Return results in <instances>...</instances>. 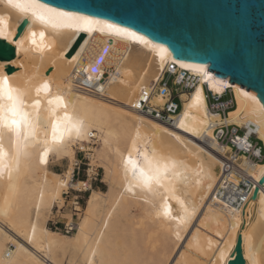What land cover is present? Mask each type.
Here are the masks:
<instances>
[{
    "label": "bare ground",
    "instance_id": "1",
    "mask_svg": "<svg viewBox=\"0 0 264 264\" xmlns=\"http://www.w3.org/2000/svg\"><path fill=\"white\" fill-rule=\"evenodd\" d=\"M0 14L8 18L11 34L6 40L16 47L14 59H0V74L8 75L12 84L21 88H34L48 80L53 92L59 90L76 104L100 142V147L96 148L91 144L94 138L90 136L73 140L63 150L50 152L46 164L39 160L42 146L29 147V157L21 161L18 194L11 198L9 214L0 216V264H89V261L94 264H224L218 261L217 249L224 247L223 241H231V259L239 234L242 235L246 264H253L250 256L257 264L264 262V204L261 203L264 182L260 184L264 161L254 169L259 181L258 193L250 197L244 210H237L213 195L221 173L222 160L218 154L221 148L204 138L213 135L211 125L244 127L249 121L255 125L256 137L264 143V107L257 95L211 71L215 80L224 81V86L203 79L199 74L181 68V63L173 64V56L161 66L159 58L149 48L107 34L85 35L76 52L67 56L78 36L70 42V33L49 32V40L54 41L50 51L25 52L17 47L16 41L25 36L29 25L15 39L24 18L3 5H0ZM33 27L39 30V25ZM108 44L123 53L120 75L108 84L103 95L80 89L72 79L75 65L87 53L94 56L92 64L99 54L102 55L103 46ZM24 47L30 45L26 43ZM73 56L77 59L73 60ZM171 64L177 79L196 81L190 92L180 93L182 109L172 124L144 114L133 106L137 103L141 106L144 92L153 105H162L166 101L167 98L155 89ZM10 66L12 71H8ZM206 86L215 94H223L227 88L232 91L236 106L226 118L210 111ZM197 91L200 93L198 103L195 102ZM243 91L255 96L259 103L242 95ZM181 121L184 127H180ZM134 138L141 150L155 148L180 163L178 171L181 175L172 181V186L189 211L195 210L187 224L156 218L151 205L144 202L148 198L145 194L137 191L134 195L125 191L121 154H127ZM78 146L91 151L92 166L103 168V182L107 183L108 190L91 188L77 230L68 235L50 229L47 222L55 204L64 202L62 194L74 171ZM55 158L58 162L70 161L63 174L50 169ZM13 175L15 178L16 174ZM75 185L79 187L80 183ZM8 195L5 178L0 180V206H5ZM156 202L159 206V198ZM171 203L173 215H176L179 206L175 199ZM33 225L36 233L33 243H29ZM97 240H101L98 250ZM209 240L212 241L211 247ZM13 241L18 247L12 249L9 245ZM93 250H97L95 257L92 256Z\"/></svg>",
    "mask_w": 264,
    "mask_h": 264
},
{
    "label": "snow or ice",
    "instance_id": "2",
    "mask_svg": "<svg viewBox=\"0 0 264 264\" xmlns=\"http://www.w3.org/2000/svg\"><path fill=\"white\" fill-rule=\"evenodd\" d=\"M0 5L15 11L28 23V32L19 41H16L17 47L25 52L44 53L46 50L50 51L54 41L49 40V32L54 34L70 33V42H73V37H77L81 33L89 37L95 33H100L123 37L134 44L149 48L159 58L161 66L172 56L168 47L163 44L153 43L147 36L131 27H124L111 19L100 18L102 13L87 7L65 10L62 6H51L44 0H0ZM185 7L189 6L186 5ZM213 7L215 6H199V11L186 16L187 23L201 27L212 36L223 35L226 31L230 32L231 22L229 20L217 19L210 11L205 10ZM236 15L245 21L244 27L247 28V16L246 13L241 12L239 3L236 5ZM177 22L184 21L177 20ZM35 25H39L38 31L34 30L33 26ZM8 28V18L0 14V37L7 39V35L11 34ZM261 28L264 30V18H262ZM26 43L30 45L29 48L24 47ZM61 55H63V51H61ZM72 59L75 60L77 57L73 56ZM102 60L103 57H100V61ZM172 63L175 64L176 61L173 60ZM180 67L189 69L199 74L203 79L214 82L221 87L224 86V81L215 80L204 64L181 63ZM84 71L94 72L96 69L85 68ZM92 79V75L87 77V81ZM242 95L259 103L255 96L246 91H243ZM199 96L200 93L197 91L195 98L197 103ZM142 98L148 99L146 92L142 94ZM133 106L139 108L140 104L137 103ZM180 127H184L183 121H181ZM91 135L93 133L90 130V125L87 123L86 117L77 109L76 104L69 101L59 90L53 92L52 85L48 80L34 86V88H21L14 86L8 75L0 74V180L7 179L9 193L5 197V206H0V216L9 214L11 198L18 194L21 161L29 157V147L42 146L39 160L40 163L46 164L50 152H59L73 140H82ZM137 135L139 134L137 133ZM121 166L125 191L134 195L137 191L145 194L148 198L144 202L151 205L156 218L175 220L178 224L188 223L195 210L189 211L185 201L176 195L177 189L172 186V181L181 175L178 171L181 166L179 162L155 148L151 151L147 147L141 150L137 139L134 138L127 154H121ZM13 173L16 174L15 178ZM260 176L264 178V169H261ZM157 198L160 200L159 206H157ZM41 199H43V192H41ZM173 199H175L180 210L176 215H173L171 203ZM261 203L264 204V200ZM105 227H107V223H105ZM35 233L36 228L33 225L32 236L28 237L29 243H33ZM100 237L102 240L103 233L100 234ZM179 238V233H177V239ZM101 240L96 241L97 250ZM13 242L15 243V241ZM211 244L212 241L209 240L210 247ZM223 244L224 247L217 249L218 261L228 264L229 253L233 244L231 241H223ZM97 250L92 251L93 257L96 256ZM24 251L27 250L24 249ZM250 258L253 259V264H257L253 257L250 256ZM89 264H94V262L89 261Z\"/></svg>",
    "mask_w": 264,
    "mask_h": 264
},
{
    "label": "water",
    "instance_id": "3",
    "mask_svg": "<svg viewBox=\"0 0 264 264\" xmlns=\"http://www.w3.org/2000/svg\"><path fill=\"white\" fill-rule=\"evenodd\" d=\"M55 7L77 10V7L98 11L100 18L111 19L131 27L155 43L168 47L178 63L204 64L214 75L226 78L257 95L264 106V0H44ZM246 13L245 21L236 15V5ZM188 5L189 7H185ZM201 5H214L210 11L217 19L231 22V31L212 36L197 25L187 23L186 16L199 11ZM181 20L184 22H177ZM28 23L23 19L15 39ZM81 33L67 56H72L83 42ZM16 47L0 38V59L12 60ZM13 67H8L12 71ZM264 182L261 179L260 184ZM256 188L253 195H256ZM228 264H246L242 235Z\"/></svg>",
    "mask_w": 264,
    "mask_h": 264
},
{
    "label": "built area",
    "instance_id": "4",
    "mask_svg": "<svg viewBox=\"0 0 264 264\" xmlns=\"http://www.w3.org/2000/svg\"><path fill=\"white\" fill-rule=\"evenodd\" d=\"M92 46L95 45L92 44ZM122 56V51L112 48L109 44L103 46L102 55L99 54L92 64L90 62L94 59V56L90 53L83 55L73 69L72 79L74 84L80 89L91 93L105 94L108 84L120 75L119 64ZM100 57H103L102 61H100ZM97 61L100 62L97 63ZM85 68H95L96 71L86 72L84 71ZM173 69V64L166 68L158 87L155 89L156 92L167 98L166 101L162 105H153L149 97L147 100L141 97V106L139 107L144 114L170 124L174 122V118L180 114L182 109L183 104L180 93L190 92L196 82L192 78L177 79L172 71ZM89 75L93 76L91 81H87ZM169 77H171L172 84L169 83ZM174 86H176V89ZM206 93L210 111L224 118L236 106L234 95L228 88L223 94H215L209 91L206 86ZM176 97H178L180 104ZM210 127H213V135H205L204 138H206V141L220 146L221 149L218 154L222 160L221 173L213 195L237 210H244L259 183L254 175V169L258 163L264 161V143L256 137L254 134L255 125L249 121L245 123L244 127L237 124H226L220 127L211 125ZM90 137L95 138L94 134ZM252 137L255 138V142L251 141ZM89 153L91 151L77 149L76 157L77 154H80L81 157L76 158L74 172L63 191L64 202L62 205H59L58 202L55 205L56 212L59 213L66 203H72L73 215L71 220L65 222L64 229L66 233H73L77 230L78 221L84 208L82 200L84 194L88 193L93 187V183L99 180V167L90 165ZM84 165L86 167H83ZM82 172L85 173L83 179H81ZM75 183H80L79 187ZM52 223L58 224V221L53 219ZM9 246L10 248L13 247L12 244Z\"/></svg>",
    "mask_w": 264,
    "mask_h": 264
},
{
    "label": "rangeland",
    "instance_id": "5",
    "mask_svg": "<svg viewBox=\"0 0 264 264\" xmlns=\"http://www.w3.org/2000/svg\"><path fill=\"white\" fill-rule=\"evenodd\" d=\"M169 83L170 84H172V80H171V77H169ZM176 100L179 102V104H180V101H179V99H178V97H176ZM242 133V132H241ZM251 141H253V142H255V138L254 137H252L251 138ZM91 144L94 146V147H96V148H99L100 147V142H99V139L97 138V137H95L94 138V140L91 142ZM77 149H82V150H84L83 148H81L80 146H78V148ZM81 157V155L80 154H77V157ZM76 157V158H77ZM76 158H75V160H76ZM92 161V159L90 158V161H89V163H90V165H91V162ZM69 164H70V161L69 160H64L63 162H58L57 161V159L55 158V159H53L52 160V164H51V166H50V169H52L53 171H55V172H58V173H61V174H63L65 171H66V169L68 168V166H69ZM92 166V165H91ZM83 167H86V165H84ZM93 167H99V166H97V165H94ZM74 172V171H73ZM99 173H100V176H99V180H97V181H95L94 183H93V188H95V189H99V190H101V191H107L108 190V185H107V183H105V182H103V177H104V170H103V168L102 167H99ZM83 178H85V173H81V179H83ZM76 184V183H75ZM90 193H91V190L88 192V193H86V194H84V197H83V203H84V208H85V206H86V201H87V198H88V196L90 195ZM56 205V204H55ZM59 205H62V204H59ZM84 208H83V210H84ZM56 206L53 208V213L50 215V217H49V220H48V222H47V226L50 228V229H53V230H55V231H58V232H61V233H64V234H67L66 233V231H65V222L67 221V220H71L72 219V215H73V209H72V203L71 202H69V203H66V205L61 209V211H59V213H57L56 212ZM55 215V216H54ZM56 215H57V217H56ZM82 217V216H81ZM53 219H55V220H57L58 221V224H53L52 223V220ZM81 220V219H80ZM80 222V221H79ZM74 233H75V231H74ZM74 233H69L68 235H72V234H74ZM10 244H12L13 245V247H12V249L14 248V247H18V244H17V242H15V243H13V242H11ZM65 264H67V263H65Z\"/></svg>",
    "mask_w": 264,
    "mask_h": 264
}]
</instances>
